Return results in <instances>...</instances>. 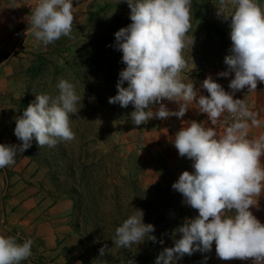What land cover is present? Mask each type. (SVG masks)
<instances>
[{
	"label": "clouds",
	"instance_id": "obj_1",
	"mask_svg": "<svg viewBox=\"0 0 264 264\" xmlns=\"http://www.w3.org/2000/svg\"><path fill=\"white\" fill-rule=\"evenodd\" d=\"M127 4L131 23L114 33V47L122 53L125 67L108 102L131 104L135 125L152 118H182L194 103L207 115V122L183 121L187 126L174 135L178 154L191 160L192 170H184L172 188L198 214L173 229V245L159 252L155 264H177L185 255L210 252L213 242L221 260L264 264V227L250 212L258 209L264 196V135L249 137L250 127L259 128L264 122L245 98H234L236 92L255 91L258 82H264V0H218L217 14L230 18L231 45L224 57L227 68L217 75L234 74L228 85L231 91L210 74L199 87L182 78L188 66L184 51L194 44L192 0H127ZM73 8V0H38L29 20L36 47L62 36L72 38ZM57 88V95L36 93L16 118L14 134L21 143H0V169L14 164L34 138L40 147L75 139L70 117L78 111L81 97L68 79L60 78ZM165 100L178 108L170 109ZM225 112L230 117L221 133L209 124L216 125ZM143 216L137 209L115 229L111 240L116 247L157 241L154 224L145 223ZM33 245L31 237L0 233V264H21L31 257ZM105 248H100V256Z\"/></svg>",
	"mask_w": 264,
	"mask_h": 264
},
{
	"label": "rangeland",
	"instance_id": "obj_2",
	"mask_svg": "<svg viewBox=\"0 0 264 264\" xmlns=\"http://www.w3.org/2000/svg\"><path fill=\"white\" fill-rule=\"evenodd\" d=\"M217 3L218 0H192L191 30L196 35L192 48L184 51L191 62L203 53L196 47L202 29L210 33L206 38L210 48L219 42V37L213 36L218 29L225 28L224 34L230 38V18L225 20L217 14ZM73 7L72 38L62 36L47 46L36 47L35 40L28 37L12 62L16 70V117L35 99L36 93L57 95L60 78L74 83L81 97L78 111L70 117L75 139L61 141L54 147H40L34 138L26 150L47 170L56 195L68 196L74 202L73 220L81 248L76 264H129L130 260L133 264H155L159 252L173 245V229L183 221L178 208L180 193L172 188L171 194H167L163 187L152 194L151 182L143 179L145 168L136 163L133 151L121 142L125 130L138 126L130 117L133 106L108 102L117 92L119 71L125 67L122 53L114 47V33L131 23L130 8L127 0H88ZM203 58L199 61L202 66L208 57ZM141 134L140 131L136 136L138 144ZM18 142L21 143L19 139ZM182 168L183 160L179 169ZM137 209L143 210L145 223L154 224L157 241L116 247L111 240L115 229ZM101 247H107L103 256ZM21 264L50 261L34 244L31 257ZM177 264L220 263L205 261L197 251L185 255Z\"/></svg>",
	"mask_w": 264,
	"mask_h": 264
},
{
	"label": "crops",
	"instance_id": "obj_3",
	"mask_svg": "<svg viewBox=\"0 0 264 264\" xmlns=\"http://www.w3.org/2000/svg\"><path fill=\"white\" fill-rule=\"evenodd\" d=\"M87 1L73 0V4H83ZM37 2L38 0H0V143L17 144L18 138L14 134L17 118V107L14 104L16 70L12 61L14 54L28 37L34 39L29 20ZM202 30L204 31L198 34L195 42L196 47L199 46L203 52L200 59H204V56L208 57L206 60L208 67H203L199 62L200 59H197L198 62H191V58L185 57L188 66L182 71V78L185 82H193L199 87L210 74L226 91H231L228 85L234 74L228 77L217 75L227 68L224 57L228 54L231 40L224 34L226 29L220 28L216 31L213 36L219 37V42L211 48L206 40L210 33L206 29ZM191 32L196 35L195 31L191 30ZM201 93L208 94L203 88ZM234 98H245L249 108L257 112L258 118L264 122V82H258L255 91L247 92V88H244L236 92ZM164 102L170 109L178 108L175 102L167 100ZM193 107L182 118L175 116L164 120L152 118L121 134V142L126 143V148L133 151L136 163L145 168L143 179L151 182L152 194L163 187L167 194H171L172 184L179 175L184 170H192L191 160L185 168L179 169L183 157L178 154L173 141L175 133L182 126H187L186 122L183 125V121L195 119L207 122V115L200 113L195 108L197 107L195 103ZM227 119L228 117L222 114L216 125L209 124V126L215 127L222 133L227 126ZM140 131L142 141L138 144L139 140L137 141L136 136ZM259 135H264V123L259 128L249 129L250 138ZM56 194L54 183L49 178L47 170L34 160L28 150L18 153L14 164L0 169V233L31 237L40 253L47 256L50 264H76L81 248L73 220L74 202L68 196ZM178 208L181 209L182 221L186 217H194L198 214L197 209L183 202L181 193ZM250 212L264 227V196L260 199L258 209H250ZM201 255L202 258L207 256L209 261H217L220 264H240L238 261L219 259L215 252V242L210 252Z\"/></svg>",
	"mask_w": 264,
	"mask_h": 264
},
{
	"label": "built area",
	"instance_id": "obj_4",
	"mask_svg": "<svg viewBox=\"0 0 264 264\" xmlns=\"http://www.w3.org/2000/svg\"><path fill=\"white\" fill-rule=\"evenodd\" d=\"M203 66L204 67H207L208 65H207V63H203ZM228 118L230 117V114L229 113H227V112H225L224 113ZM189 162H190V159H188L187 157H183V168H185L188 164H189ZM182 168V169H183ZM247 264H251L250 262H247Z\"/></svg>",
	"mask_w": 264,
	"mask_h": 264
}]
</instances>
